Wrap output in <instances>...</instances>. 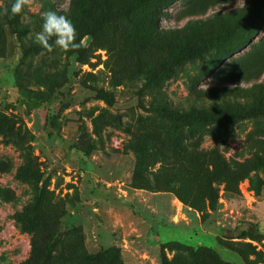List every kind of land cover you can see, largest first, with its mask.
<instances>
[{
    "label": "rangeland",
    "instance_id": "rangeland-1",
    "mask_svg": "<svg viewBox=\"0 0 264 264\" xmlns=\"http://www.w3.org/2000/svg\"><path fill=\"white\" fill-rule=\"evenodd\" d=\"M49 10L78 50L34 42ZM107 256L264 264V0H32L0 16V264Z\"/></svg>",
    "mask_w": 264,
    "mask_h": 264
},
{
    "label": "clouds",
    "instance_id": "clouds-1",
    "mask_svg": "<svg viewBox=\"0 0 264 264\" xmlns=\"http://www.w3.org/2000/svg\"><path fill=\"white\" fill-rule=\"evenodd\" d=\"M32 0H13L10 8L0 3V16L9 18L19 15ZM41 30L35 33L34 42L44 51L59 49L63 52L78 50L81 42L77 40V31L67 15L56 11H45L41 15Z\"/></svg>",
    "mask_w": 264,
    "mask_h": 264
},
{
    "label": "trees",
    "instance_id": "trees-1",
    "mask_svg": "<svg viewBox=\"0 0 264 264\" xmlns=\"http://www.w3.org/2000/svg\"><path fill=\"white\" fill-rule=\"evenodd\" d=\"M160 103H162L161 109L163 111H169V112L170 111H176L175 113H178V111H180V112H183L184 115H186L189 118H193V117L198 116V117H200L206 121L207 120L209 121V119H212L213 120L212 122L221 121V119L224 118L223 116H226L228 114V112L227 113L222 112V108L223 109L226 108L224 106L214 105L210 108H195V107L190 106L188 108L183 109V108H177V107L169 106V104L165 100L161 101ZM228 111L232 113L234 110L228 109ZM183 113H181V114H183ZM227 121H228L227 117L222 120V122H227ZM187 129H188L189 138H191V139L194 138L195 127L191 122L187 125ZM205 156H207V157L204 158L203 155L190 152L187 155V157H188L187 162L189 163L191 168H195L196 170L201 171L203 161L206 160V158H208V162L213 165V168H212L213 172L216 171L215 173H218V174L220 172H222V173H224V176L227 179H230L233 176H237V174H235V173L231 175V173H229L230 171H227V169L223 166V164H221V166L217 165L218 160L221 161V159H219V157H217L215 154L208 153ZM215 162L217 164H215ZM217 168H220L221 170L217 171L218 170ZM47 248L49 249V247H47ZM183 250L185 251V253L187 254L188 257L197 258V257L202 256V257H204V260H206L207 262H213V259L211 258L210 254L207 253L206 251H202V250L201 251H194V250L187 249V248H185ZM45 262H46V264L49 263V261H45ZM29 264H36V263L34 262V263H29ZM105 264H113V260L107 256L106 260H105ZM161 264H169V263L165 259H162Z\"/></svg>",
    "mask_w": 264,
    "mask_h": 264
}]
</instances>
